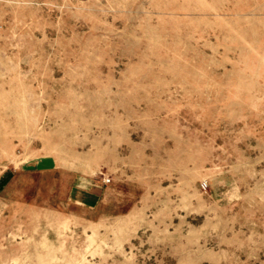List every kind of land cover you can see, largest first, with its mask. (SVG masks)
Segmentation results:
<instances>
[{"label": "rangeland", "instance_id": "1", "mask_svg": "<svg viewBox=\"0 0 264 264\" xmlns=\"http://www.w3.org/2000/svg\"><path fill=\"white\" fill-rule=\"evenodd\" d=\"M0 264H264V0H0Z\"/></svg>", "mask_w": 264, "mask_h": 264}]
</instances>
